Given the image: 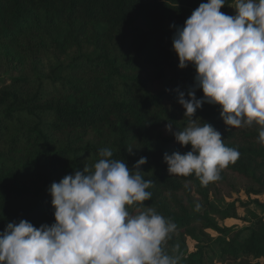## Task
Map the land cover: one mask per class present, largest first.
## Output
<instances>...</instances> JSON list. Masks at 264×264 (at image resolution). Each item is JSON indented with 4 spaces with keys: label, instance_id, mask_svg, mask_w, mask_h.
I'll return each mask as SVG.
<instances>
[{
    "label": "trees",
    "instance_id": "trees-1",
    "mask_svg": "<svg viewBox=\"0 0 264 264\" xmlns=\"http://www.w3.org/2000/svg\"><path fill=\"white\" fill-rule=\"evenodd\" d=\"M206 2L0 0V66L12 72L0 79V232L13 221L27 220L36 227L54 223L50 185L85 166L92 168L104 148L129 168L146 157L140 170L152 181L147 189L152 196L144 204L178 227L189 225L196 216H187L176 195L193 184L206 197L211 182L202 186L194 174L170 175L163 162L165 153L191 150V145L181 147L165 124L172 121L173 131L187 126L177 101L180 92L187 98L195 77L193 66L178 68L172 50L176 29L170 25L182 27ZM195 95L203 93L197 88ZM196 118L239 151L228 170L260 180L264 146L257 142L258 125L230 129L219 106L209 103L196 111ZM128 147H135L134 155ZM135 208L129 206V211ZM201 219L206 228L224 232L209 218ZM248 230L242 241L223 240L221 252L231 259H253L241 264H259L264 259V216L254 217ZM182 244L172 237L167 251ZM202 256L189 253L179 264H202Z\"/></svg>",
    "mask_w": 264,
    "mask_h": 264
},
{
    "label": "clouds",
    "instance_id": "clouds-1",
    "mask_svg": "<svg viewBox=\"0 0 264 264\" xmlns=\"http://www.w3.org/2000/svg\"><path fill=\"white\" fill-rule=\"evenodd\" d=\"M225 5L235 14L221 12ZM170 27L176 29L172 50L178 68L193 66L195 77L187 98L180 92L177 101L187 126L173 131L172 121L165 124L166 132L191 150L165 153L163 162L170 175L194 174L207 186L240 153L226 146L213 126L193 119L204 103L218 105L230 129L258 125L257 142L264 146V0H207L182 27ZM197 88L201 98L195 95ZM133 148L125 150L134 155ZM99 155L92 168L85 166L50 185L54 223L6 224L0 232V264H179L180 257L165 248L176 224L144 204L152 196L147 190L152 181L140 170L147 158L129 168L124 160L113 159L109 148ZM133 205L135 211H129Z\"/></svg>",
    "mask_w": 264,
    "mask_h": 264
},
{
    "label": "rangeland",
    "instance_id": "rangeland-1",
    "mask_svg": "<svg viewBox=\"0 0 264 264\" xmlns=\"http://www.w3.org/2000/svg\"><path fill=\"white\" fill-rule=\"evenodd\" d=\"M224 13L234 15V9L227 7ZM12 72L0 66V79H8ZM220 181L211 182L207 187V196L199 195L193 184H187L176 198L181 202L188 217H194L185 227H178L172 236L181 239V249L170 253L184 257L189 253L199 251L202 264H241L253 262L251 258L231 259L222 254V241L237 238L244 240L249 235L248 228L253 224L254 217L264 216V169L258 172L259 181L248 180L222 169ZM199 205V207H197ZM228 216V218H225ZM201 217H207L216 223L224 232L217 233L206 228ZM226 230V231H225ZM168 250V242L165 245ZM264 264V259L259 260Z\"/></svg>",
    "mask_w": 264,
    "mask_h": 264
}]
</instances>
